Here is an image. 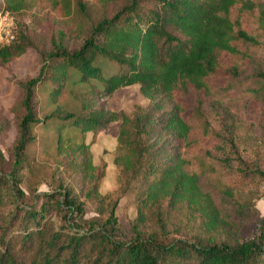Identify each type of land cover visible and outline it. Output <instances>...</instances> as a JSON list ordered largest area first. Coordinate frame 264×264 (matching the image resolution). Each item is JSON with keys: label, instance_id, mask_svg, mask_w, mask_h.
<instances>
[{"label": "trees", "instance_id": "trees-1", "mask_svg": "<svg viewBox=\"0 0 264 264\" xmlns=\"http://www.w3.org/2000/svg\"><path fill=\"white\" fill-rule=\"evenodd\" d=\"M42 2L60 15H69L78 8L88 15L86 8L91 0H4L0 13L9 11L13 15L16 38L0 46L1 67L10 66L35 47L18 30L14 13ZM252 14L264 26L263 0H128L112 16L92 23L78 49H68L55 42V49L49 53L39 74L24 84L25 114L13 146L12 170L9 174L0 173V203L9 187L14 200L24 195L19 188V171L24 168L27 145L34 140L35 125L48 126L54 118H71L69 124L75 128L85 133L99 132L118 120L117 113L107 108L113 94L122 87L139 84L141 93L154 101L151 107L154 112L148 111L134 126L130 117H123L115 163L136 170L138 155L146 152L151 155L140 193L143 206L168 198L173 206L184 203L193 206L206 219L209 228L233 223L229 208L225 204L216 205L201 190L198 176L185 168L183 154L191 145L195 125L184 96L190 88L210 89L212 79L222 68L221 53H238L240 40L255 42L243 28V21ZM100 58L118 64L120 69L106 73L98 61ZM72 73H77L80 79L71 82ZM261 76L264 78V73ZM48 81L54 83L49 93L52 103H58L67 86L100 81L103 88L97 94L104 106L93 107L87 102L79 113L59 107L41 119L35 105V88ZM164 97L174 104L169 110L157 101ZM154 116L159 118L153 121ZM155 128L172 132L177 141L163 165L162 152L157 151L162 145L149 150L150 143L140 142L138 138L140 134H153ZM58 143L62 152L74 150L83 154L84 175H93L95 166L88 145L73 147L61 136ZM0 158H3L1 150ZM1 168L0 161V172ZM260 174L264 177V171ZM52 195L39 208L26 209L20 214L16 209L1 229L0 264L264 263V240L247 239L237 245L186 239L163 243L152 235L147 236L138 223L135 236L128 242L122 241L107 230L91 225L84 227L85 205L69 187ZM53 210L64 212V223L59 228L48 220L47 215Z\"/></svg>", "mask_w": 264, "mask_h": 264}, {"label": "rangeland", "instance_id": "rangeland-1", "mask_svg": "<svg viewBox=\"0 0 264 264\" xmlns=\"http://www.w3.org/2000/svg\"><path fill=\"white\" fill-rule=\"evenodd\" d=\"M127 1L91 0L86 8L88 15L80 8L69 15H60L46 2L14 13L18 30L35 47L10 66H0L1 174H9L13 167V146L25 114L22 100L26 81L39 74L49 53L55 49V42L68 49H78L92 23L112 16ZM3 4L4 0H0V6ZM243 28L255 42L240 40L238 53H221L222 68L212 79L210 89L190 88L184 96L195 125L191 145L183 154L185 168L198 176L201 190L216 205L225 204L229 208L233 223L209 228L206 219L193 206L188 203L173 206L168 198L143 206L140 193L151 155L140 153L136 170L115 163L123 117H130L134 126L148 111L154 112L151 108L154 101L146 98L140 85L135 84L113 94L107 108L117 113L118 120L99 132L85 133L69 124L71 118H54L48 126H34V140L27 145L24 168L19 171V188L24 195L14 200L11 187L7 188L0 203V233L16 209L20 214L26 209L39 208L49 196L53 197L54 191L69 187L85 205L84 227L91 225L107 230L122 241L128 242L135 236L138 223L147 236L152 235L163 243L186 239L237 245L247 239L264 240V177L260 174L264 171V78L261 76L264 26L252 14L243 21ZM98 61L108 74L120 69L118 64L105 58ZM72 76L71 82L80 79L77 73ZM53 87L54 83L48 81L35 88V105L41 119L59 107L79 113L87 102L93 107L104 106L97 94L103 88L100 81L67 86L58 103H52L49 98ZM157 101L167 110L174 106L170 98ZM158 118L154 116L153 121ZM154 131L140 134L138 138L140 142L150 143L149 150L162 145L157 151L162 152L163 165L164 159H169L172 145L177 143L176 137L170 131L162 132L159 128ZM60 136L73 147L88 145L95 166L92 176L84 175L83 154L59 149ZM63 216L64 212L58 210L47 215L55 228L64 223Z\"/></svg>", "mask_w": 264, "mask_h": 264}, {"label": "built area", "instance_id": "built-area-1", "mask_svg": "<svg viewBox=\"0 0 264 264\" xmlns=\"http://www.w3.org/2000/svg\"><path fill=\"white\" fill-rule=\"evenodd\" d=\"M15 20L9 11L0 13V46L12 42L16 36L14 33Z\"/></svg>", "mask_w": 264, "mask_h": 264}]
</instances>
